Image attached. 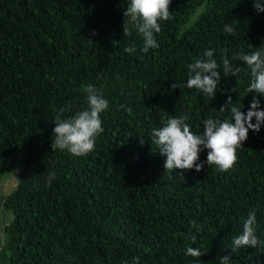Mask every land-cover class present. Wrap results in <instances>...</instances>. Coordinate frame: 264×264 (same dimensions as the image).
Masks as SVG:
<instances>
[{
    "label": "trees",
    "instance_id": "obj_1",
    "mask_svg": "<svg viewBox=\"0 0 264 264\" xmlns=\"http://www.w3.org/2000/svg\"><path fill=\"white\" fill-rule=\"evenodd\" d=\"M127 6L128 0H0V173L20 164L18 182L3 199L12 220L2 231L0 258L220 264L230 254V264H264V125L249 130L237 163L225 172L205 163L200 172L170 173L151 143L153 129L169 117L188 114L193 132H202L207 118H227L219 110L229 94L247 112L256 95L247 94L250 69L232 58L264 51V12L254 0H172L173 18L156 34L159 47L144 53L130 18L125 36ZM226 24L235 34L224 31ZM133 45L134 53L124 51ZM205 50H214L221 66L226 56L241 68L235 77L221 73L214 99L185 86L187 65L206 59ZM89 84L109 102L95 150L82 157L53 151V118L61 109L68 118L86 108ZM253 210L260 243L232 252V238ZM190 246L205 254L185 255Z\"/></svg>",
    "mask_w": 264,
    "mask_h": 264
},
{
    "label": "clouds",
    "instance_id": "obj_2",
    "mask_svg": "<svg viewBox=\"0 0 264 264\" xmlns=\"http://www.w3.org/2000/svg\"><path fill=\"white\" fill-rule=\"evenodd\" d=\"M172 0H128V6L124 12L126 17L124 23L125 36L129 35L127 27L128 18L135 24L138 32L143 38L142 51L148 53L149 49L159 47L156 34L160 33L161 22L172 19L170 4ZM254 6L258 12H264V5L260 0H254ZM226 33L235 34L236 27L226 24ZM127 53L136 51L135 45L124 49ZM214 50H205V58L195 60L187 65L188 78L186 87L195 88L205 96L215 98L218 85L223 77H235L240 71L239 66H234L225 56L221 64H218L213 57ZM232 59L242 62L250 69L251 80L247 88L248 93H255L250 102L247 112L241 111L234 105L232 96L229 94L225 105L220 108V112H229V116L224 119L207 118L203 120V131L193 132L191 125L187 123L189 115L179 117H169L163 122V126L153 129L151 143L159 148L160 155L166 157L164 168L168 172L175 169L183 170L195 169L200 172L205 163L208 167L215 165L221 172L228 171L234 167L238 161L237 151L243 147V143L248 139L249 130L259 132L264 125V109H261L260 97H264V51L259 48L256 51L246 54L241 50ZM172 88H177L174 83ZM83 92L87 94V107L77 111L73 116L61 118L65 109L60 110V115L53 118L55 127L53 129L54 139L51 144L53 151L59 149L67 151L72 156L82 157L95 150L97 137L104 132L101 114L109 107L108 100L94 85H85ZM230 92H236L233 88ZM131 112V109H128ZM255 119V123H253ZM234 120V122H233ZM140 143L144 140L141 138ZM207 149L206 161L198 162L200 153ZM56 178L51 172L48 182ZM256 213L255 210L248 214L243 221L242 233L232 238L231 251L245 247L256 248L260 243L256 235ZM189 224L200 231V226L195 220H190ZM189 229L188 239L193 244L197 241V236ZM200 248L188 247L185 255L200 258L204 255ZM125 264H140L138 257H133ZM220 264H230V254L220 257Z\"/></svg>",
    "mask_w": 264,
    "mask_h": 264
},
{
    "label": "rangeland",
    "instance_id": "obj_3",
    "mask_svg": "<svg viewBox=\"0 0 264 264\" xmlns=\"http://www.w3.org/2000/svg\"><path fill=\"white\" fill-rule=\"evenodd\" d=\"M19 169L20 164L16 162L10 166L9 170H4L0 173V246L2 243L3 228L12 220L11 211L3 208V199L16 186L18 182ZM0 264H6V262L0 258Z\"/></svg>",
    "mask_w": 264,
    "mask_h": 264
}]
</instances>
